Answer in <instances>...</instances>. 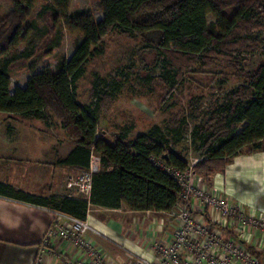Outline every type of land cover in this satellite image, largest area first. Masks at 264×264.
<instances>
[{"label": "trees", "instance_id": "1", "mask_svg": "<svg viewBox=\"0 0 264 264\" xmlns=\"http://www.w3.org/2000/svg\"><path fill=\"white\" fill-rule=\"evenodd\" d=\"M40 0H14V8L0 19V112L60 121L75 148L61 164L88 168L92 152L100 156L90 196H27L33 204L87 220L92 206L132 211L172 212L182 187L160 164L185 171L190 163L175 149L190 132L204 156L193 166L209 185L217 172L224 171L240 153L257 150L264 140V58L255 71L243 72L242 54L259 43L246 31L264 19V0H99L103 15L78 11L70 14L73 0H43L38 20L56 26L60 38L64 29L79 32L71 57H61L57 70L34 72L25 86L11 88V71L24 67L38 52L40 29L30 20ZM209 15L216 20L210 21ZM67 18L65 26L63 19ZM114 31L134 34L146 44L141 51L157 50L163 75L176 84L185 62L196 60L207 66L226 57L236 76L243 81L231 90L226 101L211 109L209 116L190 128L187 118H173L165 128L154 125L147 133L130 139V128L115 136L114 143L99 138L100 114L113 94L96 82L90 104H81L78 85L92 59L102 52L105 38ZM24 47L22 48V46ZM234 54V55H233ZM167 155V156H165ZM160 162V163H158Z\"/></svg>", "mask_w": 264, "mask_h": 264}, {"label": "rangeland", "instance_id": "2", "mask_svg": "<svg viewBox=\"0 0 264 264\" xmlns=\"http://www.w3.org/2000/svg\"><path fill=\"white\" fill-rule=\"evenodd\" d=\"M98 1L73 0L70 14L82 10L101 19L103 13L98 7ZM42 5L44 2L40 0L30 20L37 18ZM13 6L14 0H0V19L12 10ZM208 19L216 20L213 15H209ZM36 21L42 29L37 31L35 38L38 43L37 55L26 66L11 71L12 90L17 85L25 86L34 72L43 69L56 71L58 60L61 57L69 59L74 51L75 41L83 38L79 32L66 28L64 38L61 39L57 30L58 25H47L44 20L36 19ZM63 22L65 26L68 25L67 18H64ZM257 22L258 26L246 29L259 45H256L254 51L242 54V59L238 60L243 72L255 71L264 58V19ZM103 41L101 54L96 55L88 65L86 74L80 78L77 91L83 105L92 101V90L96 82L101 85V89L113 94L108 108L100 114L98 133L99 137L105 130L106 140H110L111 143H114L115 136L126 128L131 129L129 135L134 138L138 132L154 125L165 128L166 124L176 117L185 116L187 124L192 128L195 123L206 120L211 109L224 103L231 90L243 84V81L235 75L236 70L230 66V60L226 57L216 58L207 66L199 60L186 61L182 78L174 84V80L163 75L160 52L141 51L146 44L140 37L114 31ZM0 114L2 115L0 119L3 121L32 122L16 114L3 112ZM49 125L52 126L48 128L51 135L57 133V136H61L55 129L57 127L55 123L51 122ZM190 135V132L183 135L175 149L194 166L196 161L203 157L204 150L199 148L198 143L193 142ZM112 213L107 214L109 217H122L124 222L130 220L129 225L134 235L128 238L134 240L133 238L137 237L139 240H147L149 247L153 242L161 243L166 240L164 223L174 220L169 215L157 216L158 222H156L154 216L150 215L129 216L131 214L124 213L120 216ZM259 255L264 261V250Z\"/></svg>", "mask_w": 264, "mask_h": 264}, {"label": "crops", "instance_id": "3", "mask_svg": "<svg viewBox=\"0 0 264 264\" xmlns=\"http://www.w3.org/2000/svg\"><path fill=\"white\" fill-rule=\"evenodd\" d=\"M23 118L32 122L0 119V264H34L39 255L43 258L42 264H62L64 259L76 256L77 249L69 241L58 237L51 239L47 247H43L42 240L47 228L63 214L33 204L26 197H78L67 180L78 175L83 168L59 163L75 148L60 121H52L61 135L57 136V133L51 135L48 131L52 127L48 122ZM151 128L138 132L136 136L149 132ZM106 134L104 130L99 138L107 139ZM260 146L257 150L233 157L227 168L217 172L212 181V185L222 190V195L245 203L247 207L264 208V140ZM110 212L131 214L129 216L150 215L156 222L157 216L169 215L173 218L171 212H136L125 204L120 208L92 206L87 213L91 227L87 237L111 258L123 254L122 250L148 254L146 248L149 242L137 237L134 240L128 238L134 235L130 220L124 222L122 217H109L107 213ZM166 222L164 235L169 240L176 231L177 223L175 219Z\"/></svg>", "mask_w": 264, "mask_h": 264}, {"label": "built area", "instance_id": "4", "mask_svg": "<svg viewBox=\"0 0 264 264\" xmlns=\"http://www.w3.org/2000/svg\"><path fill=\"white\" fill-rule=\"evenodd\" d=\"M92 153L89 167L67 180L77 196L86 199L92 176L100 168V156ZM160 165L182 187L181 199L171 212L177 228L169 240L151 243L148 254L125 250L111 258L88 239L89 221L63 214L47 228L43 247L57 237L72 243L78 253L62 264H264L259 255L264 250L263 207H247L222 195L191 164L185 171ZM42 261L39 255L34 264Z\"/></svg>", "mask_w": 264, "mask_h": 264}, {"label": "water", "instance_id": "5", "mask_svg": "<svg viewBox=\"0 0 264 264\" xmlns=\"http://www.w3.org/2000/svg\"><path fill=\"white\" fill-rule=\"evenodd\" d=\"M165 156H167V155H165Z\"/></svg>", "mask_w": 264, "mask_h": 264}]
</instances>
